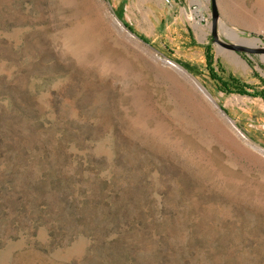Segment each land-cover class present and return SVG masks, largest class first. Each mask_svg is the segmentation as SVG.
Instances as JSON below:
<instances>
[{
    "label": "rangeland",
    "instance_id": "rangeland-1",
    "mask_svg": "<svg viewBox=\"0 0 264 264\" xmlns=\"http://www.w3.org/2000/svg\"><path fill=\"white\" fill-rule=\"evenodd\" d=\"M215 2L221 42L264 49V0ZM210 24V0H0V264H264V52Z\"/></svg>",
    "mask_w": 264,
    "mask_h": 264
},
{
    "label": "water",
    "instance_id": "water-1",
    "mask_svg": "<svg viewBox=\"0 0 264 264\" xmlns=\"http://www.w3.org/2000/svg\"><path fill=\"white\" fill-rule=\"evenodd\" d=\"M210 10H211V36L214 42H216L217 44H220L222 46H224L225 48L232 50V51H242V52H246V53H263L264 49L263 48H249L240 44H229V43H224L221 42L218 39L217 36V31H218V22H219V13L217 10V5L215 0H210ZM167 64H169L172 67H175L178 71H180L181 73H183L184 76H186L187 78L190 79L191 83L193 84V86L195 87V89L201 93L205 98H207L209 101H212L211 96L209 95V93L195 80V78L190 75L189 73H187L183 68L181 67H177L174 63L166 61ZM219 111L221 112V115L226 119L227 123H229L234 129L235 127L233 126L231 120L227 119V114L223 111L222 108L219 107Z\"/></svg>",
    "mask_w": 264,
    "mask_h": 264
},
{
    "label": "trees",
    "instance_id": "trees-1",
    "mask_svg": "<svg viewBox=\"0 0 264 264\" xmlns=\"http://www.w3.org/2000/svg\"><path fill=\"white\" fill-rule=\"evenodd\" d=\"M204 55H205V69L207 73L209 74V76L211 77V79L215 80V82L217 83V87L222 92L237 93L239 95L255 96V94H250L248 92V90H252L248 85H243L238 80L233 79L232 77L229 78L230 82L223 81L220 78H218V76L214 77L213 76L214 74L212 73V68H211V65L213 64V58L208 49H205ZM222 89H224V91Z\"/></svg>",
    "mask_w": 264,
    "mask_h": 264
},
{
    "label": "bare ground",
    "instance_id": "bare-ground-1",
    "mask_svg": "<svg viewBox=\"0 0 264 264\" xmlns=\"http://www.w3.org/2000/svg\"><path fill=\"white\" fill-rule=\"evenodd\" d=\"M236 35V34H235ZM237 36V35H236ZM238 37V36H237ZM253 41H256L255 39H252ZM180 72V71H179ZM184 72H182V74H183ZM185 74V73H184Z\"/></svg>",
    "mask_w": 264,
    "mask_h": 264
}]
</instances>
